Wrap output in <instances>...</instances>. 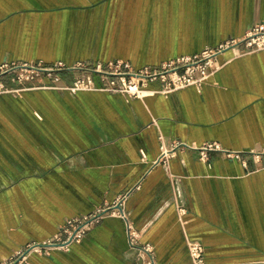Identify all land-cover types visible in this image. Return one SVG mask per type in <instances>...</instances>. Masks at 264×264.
I'll return each instance as SVG.
<instances>
[{"label": "crops", "instance_id": "1", "mask_svg": "<svg viewBox=\"0 0 264 264\" xmlns=\"http://www.w3.org/2000/svg\"><path fill=\"white\" fill-rule=\"evenodd\" d=\"M257 22L264 0H0V62L155 66L241 38ZM240 48L220 53L200 86L170 92L154 80L138 97L44 87L0 94V262L129 190L125 210L157 264H191L187 238L202 242L210 264H264V49ZM177 141L188 146L159 159ZM210 142L220 148L203 149ZM25 264H144V256L129 245L125 221L106 215L69 250L33 252Z\"/></svg>", "mask_w": 264, "mask_h": 264}, {"label": "built area", "instance_id": "2", "mask_svg": "<svg viewBox=\"0 0 264 264\" xmlns=\"http://www.w3.org/2000/svg\"><path fill=\"white\" fill-rule=\"evenodd\" d=\"M231 47L237 49L241 47V52L264 49V22L253 24L241 38H227L215 46H207L193 54L164 60L155 66L134 68L128 61L120 59L92 63L76 61L70 64L62 60L53 62H47L44 59L3 60L0 62V94H18L27 89L44 87L67 91L71 94L78 91L103 90L123 92L138 97L146 93L145 87L148 82L154 80L161 82L163 92H170L191 84L200 86L216 69V57ZM65 72H70L72 75L71 82L63 81L62 74ZM35 81H38L39 85L31 86L30 83ZM170 145L171 147L162 149L159 159L165 160L167 155H172L176 148L187 144L177 141ZM203 147V149L220 148L217 142H210ZM141 154L144 155V152L141 151ZM259 154L264 155V149L257 153ZM128 193L129 190L118 194L111 203L99 206L89 213L67 218L51 238L41 242L27 243L0 264H21L31 253H48L52 248L69 250L72 244L79 241L106 215H117L125 221L129 245L141 252L144 256V264H157L153 245L140 242L139 232L129 220L124 207ZM178 212L184 213L185 209L178 207ZM186 246L191 264H210L205 259V248L200 240L187 238Z\"/></svg>", "mask_w": 264, "mask_h": 264}, {"label": "rangeland", "instance_id": "3", "mask_svg": "<svg viewBox=\"0 0 264 264\" xmlns=\"http://www.w3.org/2000/svg\"><path fill=\"white\" fill-rule=\"evenodd\" d=\"M17 95H18V94H17ZM49 250H51V249H49ZM34 253H38V252H34ZM31 254H33V253H31ZM40 254H41V253H40ZM29 256H30V255H28V257H27L24 261H22L21 264H25V263L27 262V260L29 259Z\"/></svg>", "mask_w": 264, "mask_h": 264}]
</instances>
